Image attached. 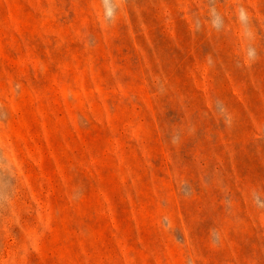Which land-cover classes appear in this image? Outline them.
<instances>
[{"label": "rangeland", "instance_id": "374dc122", "mask_svg": "<svg viewBox=\"0 0 264 264\" xmlns=\"http://www.w3.org/2000/svg\"><path fill=\"white\" fill-rule=\"evenodd\" d=\"M0 264H264V0H0Z\"/></svg>", "mask_w": 264, "mask_h": 264}]
</instances>
